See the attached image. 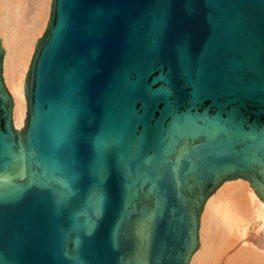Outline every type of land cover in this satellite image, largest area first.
Instances as JSON below:
<instances>
[{
  "label": "water",
  "instance_id": "95a60500",
  "mask_svg": "<svg viewBox=\"0 0 264 264\" xmlns=\"http://www.w3.org/2000/svg\"><path fill=\"white\" fill-rule=\"evenodd\" d=\"M0 264H188L229 179L264 203V0H51L12 121Z\"/></svg>",
  "mask_w": 264,
  "mask_h": 264
},
{
  "label": "bare ground",
  "instance_id": "6f19581e",
  "mask_svg": "<svg viewBox=\"0 0 264 264\" xmlns=\"http://www.w3.org/2000/svg\"><path fill=\"white\" fill-rule=\"evenodd\" d=\"M20 1L21 0H12L14 3ZM28 1L32 6L34 13L33 18L35 17L43 20L44 16H47L45 21L47 22L51 0ZM17 12L19 13L20 11L17 10ZM15 18H17V16ZM46 24L47 23H45V25ZM21 33L20 23L16 20L13 24L12 32L16 41H20ZM0 40L3 49L1 75L4 85L12 97V121L14 127L18 129L21 126L19 125L20 123H17L16 119L21 114L20 108L23 102H20L19 96L21 95H19L18 90L15 87L19 81L20 67L22 68V66H24V56L19 54L18 51L15 60H11L10 54L8 58H5L4 73H6L7 76L6 82L12 87V95L3 76V62L5 55L3 46L5 47V45H8V38H0ZM29 64L26 65V68L29 67ZM21 81L23 92L24 77ZM13 97L15 98V101ZM21 97L25 103L23 93ZM252 220H255L256 222L254 227L257 230L256 238L249 237L248 224H250ZM262 237H264V203L254 193L247 180L241 178L225 180L207 198L204 204L198 228L199 244L192 254L188 264H264V239Z\"/></svg>",
  "mask_w": 264,
  "mask_h": 264
},
{
  "label": "rangeland",
  "instance_id": "374dc122",
  "mask_svg": "<svg viewBox=\"0 0 264 264\" xmlns=\"http://www.w3.org/2000/svg\"><path fill=\"white\" fill-rule=\"evenodd\" d=\"M5 1H6V4H5ZM0 4H1L0 5V38L1 39H5L6 37L8 38V45L7 46L5 45V47L3 46V48L5 50L4 62H3V76H4L5 83L11 92L12 87L10 86V84H8V82H6L7 76H6V73H4L5 72V58H8V56L10 54L11 60H15L17 57V53L19 51V54L24 56V58H23V60H24L23 65L24 66H22V68L20 67L21 70H20V74H19V81L17 82L16 87L15 86L14 87L18 90L19 95L22 96V93H24V89L22 92V81L21 80H23V77H25L24 73L26 74V72H27L28 67L26 68V65L30 63V60H31L30 57L33 54L35 43H36L37 39H39L41 37V35H42V33L46 27L45 23H47V22H45V21H46L47 16H44L43 20H41L40 18H35V17L33 18L34 13L32 10V6L28 0H21L20 2H15V3L12 2V0H0ZM10 5H11V7H10ZM47 7H48V4H47ZM10 10H11V12H10ZM17 10L20 12L18 13ZM16 16H17V18H15ZM4 20H6V21H4ZM16 20L19 21L20 32H22L20 35L21 36L20 41H18V40L16 41V39L12 35L13 24ZM2 21H3V23H2ZM2 42H3V40H2ZM16 50H17V52H16ZM23 84H24V81H23ZM11 94H12V92H11ZM21 96H19V100L21 103L23 102L22 106L20 108V113L22 114V116L20 114V116L17 117L16 121L18 124L20 123L19 125L22 127L24 124L23 120L25 118V112H26V102L24 103ZM14 101H15V98H14ZM14 122H15V116H14ZM21 127H19V128L17 127V128L20 129ZM255 224H256L255 220H252L250 222V224H248L249 234H250L249 237L251 236L250 238H253V237L256 238V236H257V234H256L257 230L254 228ZM262 238L264 239V237H262Z\"/></svg>",
  "mask_w": 264,
  "mask_h": 264
}]
</instances>
